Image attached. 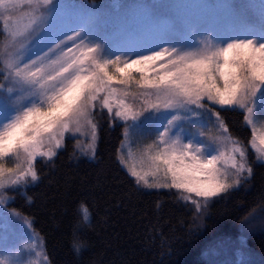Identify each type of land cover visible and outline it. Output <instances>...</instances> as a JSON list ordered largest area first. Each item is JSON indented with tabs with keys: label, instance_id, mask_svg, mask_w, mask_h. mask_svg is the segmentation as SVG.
<instances>
[{
	"label": "snow or ice",
	"instance_id": "6c2138e0",
	"mask_svg": "<svg viewBox=\"0 0 264 264\" xmlns=\"http://www.w3.org/2000/svg\"><path fill=\"white\" fill-rule=\"evenodd\" d=\"M25 6L27 11L19 15L5 14ZM0 19L3 78L12 85L0 96V205L7 202V189L39 179L36 160H52L67 134L88 129L82 154L94 158L97 126L92 114L97 104L124 122L121 148L130 135L156 134L144 147L139 167L129 164L134 159L130 149L127 157L123 152L118 156L136 184L187 193L183 199L192 200L197 209L201 201L207 204L252 172L246 148L227 135L213 105L242 111L252 130L251 147L264 160V124L258 128L256 119L264 116V5L259 27L242 26L258 36L217 35L192 27L171 39L169 33L178 29L170 25L165 31L136 32L123 47L107 45L87 20L57 43L60 25L53 0H0ZM45 32L50 38L40 48ZM69 41L72 46L66 47ZM16 86L30 91L18 98L23 103L9 105L7 94ZM12 110L16 114L10 118ZM209 111L221 134L206 141L199 130L187 134L184 143L182 123L189 114L201 117ZM190 123L197 129L206 126L199 119ZM9 159L13 167L6 166ZM193 194L201 199L193 200Z\"/></svg>",
	"mask_w": 264,
	"mask_h": 264
},
{
	"label": "trees",
	"instance_id": "16d2710c",
	"mask_svg": "<svg viewBox=\"0 0 264 264\" xmlns=\"http://www.w3.org/2000/svg\"><path fill=\"white\" fill-rule=\"evenodd\" d=\"M212 107L228 134L246 148L252 172L207 204L201 201L199 209L183 199L187 193L136 184L118 159L125 124L99 104L92 114L94 158L81 153L80 136L67 134L52 160H36L39 179L15 187L7 207L30 222L48 264H220L209 250L237 243L244 255L231 264H264V228L242 233L251 213L264 216V161L251 147L252 130L242 111ZM81 202L91 212L90 227L80 221ZM74 236L86 242L79 253L72 247Z\"/></svg>",
	"mask_w": 264,
	"mask_h": 264
},
{
	"label": "rangeland",
	"instance_id": "374dc122",
	"mask_svg": "<svg viewBox=\"0 0 264 264\" xmlns=\"http://www.w3.org/2000/svg\"><path fill=\"white\" fill-rule=\"evenodd\" d=\"M262 5H264V0H106L99 3L53 0L54 14L60 25L59 39L56 42L58 43L60 39H64L65 35H71L73 30L79 31L78 25L85 20L91 23L95 34L102 38L103 42L114 47H123L126 41L136 32L165 31L170 25H174L178 29L176 32L169 33L171 39L179 38L182 33H186L192 27L197 30L208 29L217 35L251 36L255 34L258 36V31L255 33L247 32L244 31L242 26L255 24L259 27ZM24 11H27L26 6L17 9L14 13L5 14L15 16ZM251 16L257 19H246V17ZM49 38V33L45 32L39 41V47L43 48ZM3 40L2 19H0V44L3 43ZM71 46L72 42L69 41L66 47ZM44 50L46 51L47 49L44 48ZM156 50H159V48ZM39 54L40 52L37 51L36 55ZM115 54L120 55L121 53L117 51ZM0 59L2 62V57ZM4 74L3 70V77ZM1 84L5 87L0 89V96H4L7 87L12 85L4 78ZM29 91L30 89L27 86H16L14 93L7 94L10 97L7 103L13 106L23 103L18 98H26ZM15 114V110H12L9 113V117L11 118ZM197 119L201 120L202 125L206 126L197 129L190 123V121ZM256 119L257 127L259 128L264 124V116L257 115ZM182 128L184 131L181 133V138L184 143L188 142L187 134L199 130L206 133L204 138L206 141L208 136L221 134L211 111L204 113L201 117H192L189 114L188 120L182 123ZM75 135L81 137L80 151L82 153L83 147L89 140V130L85 129L84 134ZM227 135L229 134L227 133ZM155 139V132H151L143 138L137 135H130L126 142L127 146L121 148V152L127 157L130 149L134 154V159H130L129 164L136 163L137 167H139L140 156L144 147ZM219 150L223 151L225 149L220 148ZM253 150L255 151V149ZM213 154L216 153L214 152ZM6 166L13 167V160H7ZM245 175L247 176L248 174L246 173ZM15 187H10L6 190L7 202L0 205V209L7 210L6 213L0 210V260L5 261L6 264H48L47 259L43 255L41 240L32 230L30 222L7 207V203L12 199L11 191ZM242 224L243 234L258 228V226L264 228V216L259 211H255ZM243 237L242 235L240 238L241 242ZM209 255L220 264H231L236 263L243 257L244 249L240 248L239 243L231 246L224 244L210 249Z\"/></svg>",
	"mask_w": 264,
	"mask_h": 264
},
{
	"label": "clouds",
	"instance_id": "9594fccd",
	"mask_svg": "<svg viewBox=\"0 0 264 264\" xmlns=\"http://www.w3.org/2000/svg\"><path fill=\"white\" fill-rule=\"evenodd\" d=\"M77 209L80 213V221L83 224L88 225L89 227L90 225V221H91V212L88 208V206L84 203L81 202L78 206ZM86 245V242L81 240L78 236H74L73 240H72V247L74 249V251H76L77 253H79V251ZM0 264H6L5 261L0 260Z\"/></svg>",
	"mask_w": 264,
	"mask_h": 264
}]
</instances>
